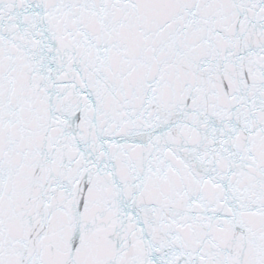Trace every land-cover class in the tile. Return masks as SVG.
<instances>
[{
    "label": "snow or ice",
    "instance_id": "obj_1",
    "mask_svg": "<svg viewBox=\"0 0 264 264\" xmlns=\"http://www.w3.org/2000/svg\"><path fill=\"white\" fill-rule=\"evenodd\" d=\"M0 264H264V0H0Z\"/></svg>",
    "mask_w": 264,
    "mask_h": 264
}]
</instances>
